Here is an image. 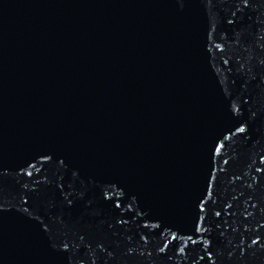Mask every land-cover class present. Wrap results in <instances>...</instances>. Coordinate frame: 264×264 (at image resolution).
Masks as SVG:
<instances>
[{
    "label": "water",
    "instance_id": "water-1",
    "mask_svg": "<svg viewBox=\"0 0 264 264\" xmlns=\"http://www.w3.org/2000/svg\"><path fill=\"white\" fill-rule=\"evenodd\" d=\"M0 264H264V0H0Z\"/></svg>",
    "mask_w": 264,
    "mask_h": 264
}]
</instances>
